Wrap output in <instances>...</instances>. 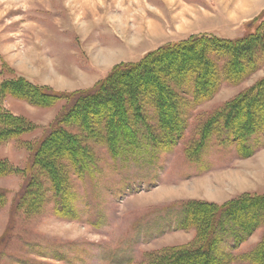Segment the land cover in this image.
<instances>
[{"label": "rangeland", "instance_id": "rangeland-1", "mask_svg": "<svg viewBox=\"0 0 264 264\" xmlns=\"http://www.w3.org/2000/svg\"><path fill=\"white\" fill-rule=\"evenodd\" d=\"M260 25L264 30V0H0V81L24 78L36 88L87 91L114 67L138 63L163 46L198 35L236 40ZM254 54V62L241 60L239 82L223 74L229 60H218L220 79L207 100H197L193 79L169 84L184 123L172 146L146 94L153 89L141 85L142 120H135L136 109L128 113V123L139 126L133 130L139 155L127 149V139L108 143L107 114L95 104L68 115L66 100L44 101L29 91L27 99L2 96V111L21 119L23 128L0 142V264H156L175 249L198 245L197 230L185 223L187 203L264 196L261 129L249 137L257 149L247 158L215 133L220 124L204 148L197 145L217 113L264 80V51ZM117 88L128 104L130 89ZM118 125L121 139L124 123ZM53 129L66 137L35 156L28 187L22 171ZM72 145L88 158L83 174L73 166L80 154L70 153ZM263 242L261 226L241 244L224 245L221 255L229 254L228 264H254L251 255Z\"/></svg>", "mask_w": 264, "mask_h": 264}, {"label": "trees", "instance_id": "trees-1", "mask_svg": "<svg viewBox=\"0 0 264 264\" xmlns=\"http://www.w3.org/2000/svg\"><path fill=\"white\" fill-rule=\"evenodd\" d=\"M261 25L255 32L236 40L222 39L212 35H198L179 43L163 46L146 54L138 63L120 64L114 67L107 78L87 91L65 93L36 88V85L33 84V86L24 78L0 81V102L2 96L7 94L19 99H27L24 93L29 91L35 95V98L44 101L66 100L69 108L68 115L77 114L79 108L82 112L86 111L91 104H95V108H104L102 110L107 114L108 143L116 146L127 139L130 141L127 149L139 155V149L135 148L138 141L133 132L139 126L135 124L136 126L132 127L131 123H128V113L129 109H136L134 110L135 120H142L144 104L138 92L141 85L145 84L153 89L151 94H146L152 95V101L158 107L159 124L166 135L167 145L172 146L180 140L184 131V123L182 124L180 118L177 117V105L174 108L176 99L172 93H168L170 92L169 84L174 83L181 87L189 84L193 79L195 97L197 100H207L212 97L214 88L219 82L220 71L216 62L222 58L229 60L223 69L225 77L230 81L239 82L245 72L242 69L241 60L247 58L249 62H254L252 61L255 56L254 52L264 51V30H261ZM156 67L162 70L155 72ZM120 83L126 84L132 93L127 99L128 104L123 101L124 97L117 88ZM243 117L241 124L235 122ZM262 117H264V80L230 102L224 110L217 113L214 119L207 123L197 144L199 150L210 141L214 125L220 124L221 126H217L219 128L215 133L219 137L226 138L223 143L232 144L240 157H249L257 149L255 146L248 145L251 139L249 137L259 134V129L264 132V121L260 122ZM21 121L8 112L2 111L0 107V142L18 136V132L23 128H19ZM121 123H124V128H122L121 139H118L115 134L119 132L118 124ZM63 137L66 135H60L57 129H53L34 147L32 160L22 171L28 179L26 183L28 187L32 186L34 179L37 163L35 156H38L56 138L63 139ZM69 150L73 156L80 154L73 157V166L77 171L81 172L80 174L87 172L89 168L85 165L89 163L88 158H83L81 150L75 145L69 146ZM94 162L92 158L93 166ZM52 177L58 178L56 173ZM182 210L186 216L185 223L197 230L198 245L175 249L161 256L156 264H228L229 254L224 259L221 255L222 252L224 253L223 246L232 242L235 247L259 227L264 226V196L262 195L244 194L223 205L189 202ZM251 257L254 264H264V242L259 252L252 254ZM233 263H235L234 260H231L230 264Z\"/></svg>", "mask_w": 264, "mask_h": 264}]
</instances>
